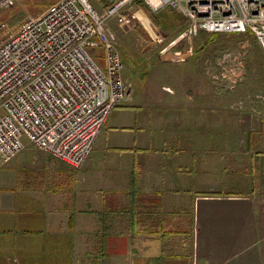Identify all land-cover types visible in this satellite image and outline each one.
I'll return each mask as SVG.
<instances>
[{"label":"crops","instance_id":"crops-1","mask_svg":"<svg viewBox=\"0 0 264 264\" xmlns=\"http://www.w3.org/2000/svg\"><path fill=\"white\" fill-rule=\"evenodd\" d=\"M210 84L144 79L78 169L26 141L0 166V264H264V100Z\"/></svg>","mask_w":264,"mask_h":264},{"label":"built area","instance_id":"built-area-1","mask_svg":"<svg viewBox=\"0 0 264 264\" xmlns=\"http://www.w3.org/2000/svg\"><path fill=\"white\" fill-rule=\"evenodd\" d=\"M17 1L0 0V7ZM138 1L154 12L170 7L187 17L188 26L162 49L173 61L194 55L200 31H249L264 52V0H54L17 29L0 22V166L26 141L72 168L84 166L110 114L133 97L109 23L126 22L127 9ZM217 65L213 78L235 88L243 75L238 54L224 53Z\"/></svg>","mask_w":264,"mask_h":264},{"label":"rangeland","instance_id":"rangeland-1","mask_svg":"<svg viewBox=\"0 0 264 264\" xmlns=\"http://www.w3.org/2000/svg\"><path fill=\"white\" fill-rule=\"evenodd\" d=\"M92 1L98 5V0ZM52 2L54 0H18L9 7H0V22L5 21L11 28L17 29L23 19L42 14ZM127 10L126 22L121 24L113 19L109 24L117 35L118 48L125 64L124 77L132 85L133 95L140 91L141 82L145 79L152 90L185 93L193 99L205 91L206 84L211 83L217 92L230 95L241 92L264 100V52L251 32L211 34L200 31L193 38L194 55L187 61L178 62L162 55V49L188 26L187 17L170 8L154 12L138 2ZM97 52L99 62L105 66L104 50L98 48ZM224 53L238 54V63L243 69L242 79L233 89L223 87V83L212 76L218 70V58ZM154 85H157L156 89ZM193 101L196 102L195 99ZM227 102L226 109L231 115L242 103L234 104L233 99ZM228 124L226 135L230 136L232 130ZM232 156L227 153L228 170L235 165V157L231 162Z\"/></svg>","mask_w":264,"mask_h":264},{"label":"trees","instance_id":"trees-1","mask_svg":"<svg viewBox=\"0 0 264 264\" xmlns=\"http://www.w3.org/2000/svg\"><path fill=\"white\" fill-rule=\"evenodd\" d=\"M139 4L141 5H145L143 1H140ZM138 202V201H137ZM139 202H142V201H139Z\"/></svg>","mask_w":264,"mask_h":264}]
</instances>
